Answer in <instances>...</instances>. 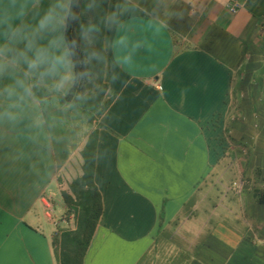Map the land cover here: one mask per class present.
Wrapping results in <instances>:
<instances>
[{
  "label": "crops",
  "instance_id": "obj_1",
  "mask_svg": "<svg viewBox=\"0 0 264 264\" xmlns=\"http://www.w3.org/2000/svg\"><path fill=\"white\" fill-rule=\"evenodd\" d=\"M138 3L141 43L94 119L52 146H0V264H59L95 133L102 212L82 264H264V0Z\"/></svg>",
  "mask_w": 264,
  "mask_h": 264
},
{
  "label": "clouds",
  "instance_id": "obj_2",
  "mask_svg": "<svg viewBox=\"0 0 264 264\" xmlns=\"http://www.w3.org/2000/svg\"><path fill=\"white\" fill-rule=\"evenodd\" d=\"M140 12L138 0H0V146L22 154L82 126L100 82L133 62Z\"/></svg>",
  "mask_w": 264,
  "mask_h": 264
},
{
  "label": "trees",
  "instance_id": "obj_3",
  "mask_svg": "<svg viewBox=\"0 0 264 264\" xmlns=\"http://www.w3.org/2000/svg\"><path fill=\"white\" fill-rule=\"evenodd\" d=\"M101 83V87L96 97L90 105L82 109L87 119L92 121L95 112L103 106L102 97L106 84ZM97 138L96 133L87 140L81 152L83 158L82 174L70 184V189L75 194V208H71L77 219V226L74 230L61 233V237H55L54 244L59 246L55 250L59 264H82L83 256L90 242L94 227L102 212V202L97 188L93 184L94 142ZM264 201V199H261ZM73 202L72 200L70 203Z\"/></svg>",
  "mask_w": 264,
  "mask_h": 264
},
{
  "label": "rangeland",
  "instance_id": "obj_4",
  "mask_svg": "<svg viewBox=\"0 0 264 264\" xmlns=\"http://www.w3.org/2000/svg\"><path fill=\"white\" fill-rule=\"evenodd\" d=\"M38 158L41 159V155L40 154H39ZM29 159H31L32 161L29 160L28 163L31 164L30 162H32V168H33L34 165H35V163L33 161H36V159L34 157H31ZM52 188H53V185H52L51 188H49V190H51ZM48 193H50V195L53 196V198H52L53 205H54V209H53V213H52L53 217H54L56 222L57 221L60 222V219H61V217L63 215L62 204L59 201V199H57L58 198L57 193L55 194V192H52V190L50 192H48ZM34 208L35 209H39L40 206L35 205ZM28 218H31V217H28ZM37 225L39 226L40 229H43V228L49 229V227H45V223H44L42 218H40V220H38ZM75 225H76V217H73V219L69 220V222L67 223V226H68V228H74ZM57 236H58V238H60L61 237L60 233ZM58 247L59 246H57L56 249H58ZM6 248H8V247H6ZM3 249H4V247H2V248L0 247V262L3 261L4 259H6V257H7V253H6L7 250L4 249V251H3Z\"/></svg>",
  "mask_w": 264,
  "mask_h": 264
},
{
  "label": "built area",
  "instance_id": "obj_5",
  "mask_svg": "<svg viewBox=\"0 0 264 264\" xmlns=\"http://www.w3.org/2000/svg\"><path fill=\"white\" fill-rule=\"evenodd\" d=\"M236 4H231L229 5V9L231 12H235L236 11ZM45 206L47 207L48 209V215H49V219H51V216H50V212L52 211V205L51 204H48L47 201L44 202Z\"/></svg>",
  "mask_w": 264,
  "mask_h": 264
}]
</instances>
